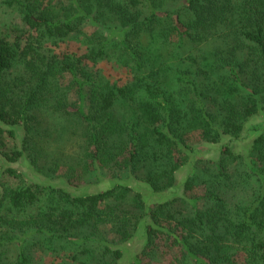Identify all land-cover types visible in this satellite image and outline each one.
Returning <instances> with one entry per match:
<instances>
[{"label":"trees","instance_id":"1","mask_svg":"<svg viewBox=\"0 0 264 264\" xmlns=\"http://www.w3.org/2000/svg\"><path fill=\"white\" fill-rule=\"evenodd\" d=\"M158 2L0 0L27 25L22 42L0 37V149L46 180L4 171L0 264H123L126 243L159 235L182 264H264V129L240 145L264 111V0H185L175 13ZM66 38L80 41L75 52L40 53ZM65 126L80 131L74 159ZM83 165L98 191L51 183Z\"/></svg>","mask_w":264,"mask_h":264},{"label":"rangeland","instance_id":"2","mask_svg":"<svg viewBox=\"0 0 264 264\" xmlns=\"http://www.w3.org/2000/svg\"><path fill=\"white\" fill-rule=\"evenodd\" d=\"M54 3H57L58 0H52ZM158 6L157 9L161 12H171L175 13L184 3L185 0H158ZM50 0H47V3H49ZM6 7H2L0 3V37H6L8 38L12 43L22 42L21 39L22 33L26 30V24L22 22L20 15L18 13H15L14 11H11L9 9H5ZM117 23L115 22H109L107 25L110 27H116ZM80 41L78 39H65L61 42H57L55 44H44L43 48H41L40 53H45V55H51V54H58L61 55L62 53L66 52H75L77 48L80 46ZM52 48V51L51 49ZM100 67H102V72L105 74H111L114 77L116 76V79L119 78V73L122 75V70L110 68V66L102 64ZM71 79V76L61 75L59 76V80L62 83L63 86L67 85L68 81ZM71 97L73 99H76L75 93L71 94ZM37 116L44 122L43 129H46L48 125L52 126L54 123L53 118L48 113L41 114L40 112H36ZM63 121V119H62ZM66 129L71 130V133L74 131L76 134L70 135L71 140L69 142L65 143V150L64 154L65 157H69L71 159H74L78 153V150L82 149V143L80 139V131H75L74 127L71 126H65ZM262 129H264V111L257 114L255 119L250 120L248 124L246 125V128L244 132L242 133L243 140L240 141V145L242 144L245 146V149L248 148V146L252 143V140L254 137H257ZM61 132H63L61 130ZM16 140L9 142V147L6 150L9 154H12V152L15 150V148H19L22 145V140L26 136V132L23 129V127H19L16 130ZM191 145L194 148H198L199 151L205 152V149L202 147L203 142H193L190 141ZM209 155H207L208 157ZM204 154L199 155L197 160L200 158H205ZM212 157H215L214 155ZM194 159V158H193ZM12 167L17 170L19 174H23L25 179L29 182L34 183H41L45 182L44 177H36L35 173L31 171V167L29 162L26 159H20L17 163H8L4 156L2 155V150L0 149V182L3 179L4 171L8 168ZM84 165L82 167L77 168L75 177L72 181L67 180V176L70 174V167L65 166L60 169L58 174L55 176L54 180L51 182L54 185L57 186H63L67 187L68 190L70 189L72 192L77 193H89V192H96L100 188H102V183L97 182L96 180V172L95 171H85ZM118 170V169H117ZM115 172V171H114ZM105 173V172H104ZM116 173V172H115ZM120 180H125L127 182H130L127 174L121 173L120 174ZM184 178L183 173L178 175L177 179V185L180 184V180ZM108 179L103 180L104 184H109L110 182L107 181ZM11 184L15 185V182L12 181ZM133 186V185H132ZM182 189H179L178 191L181 192ZM143 194L149 195L147 192V189L142 190ZM158 201V198H149V204L154 205ZM144 242V240H142ZM141 240H133L131 242L126 243L125 247L130 251L127 256H125L124 263L131 262V264H182V257H183V251L180 250L176 244H174V241L172 238L165 237L163 235L156 236L152 239L151 245H144L142 244ZM124 247V245L122 246ZM244 254V253H242ZM240 263H244V256L240 255Z\"/></svg>","mask_w":264,"mask_h":264}]
</instances>
